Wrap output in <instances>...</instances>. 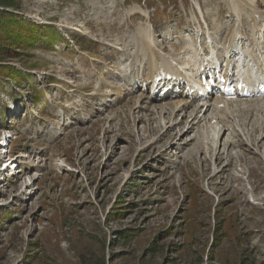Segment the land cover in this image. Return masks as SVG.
<instances>
[{
    "label": "rangeland",
    "instance_id": "rangeland-1",
    "mask_svg": "<svg viewBox=\"0 0 264 264\" xmlns=\"http://www.w3.org/2000/svg\"><path fill=\"white\" fill-rule=\"evenodd\" d=\"M20 1L19 11H9L42 25L53 24L49 26L57 28L61 35L55 41L49 40L51 44L46 40L42 46L39 43L37 48L27 51L23 59L14 60L12 65L23 67L29 76H24L21 86L0 79V98L12 103V97L27 88L30 101L48 104L44 98L36 99L57 86L55 106L64 108L68 100L67 104L74 105L69 114L79 111L86 116L90 109L94 116L93 121L74 125L68 134L54 142L43 136L36 138L32 150L45 148L47 151H42V156L49 159L61 156L62 166H42L45 162L42 161L26 169L31 173L37 170L30 176L36 177L32 188L25 186L26 179L20 182L19 176L10 184H0V264L263 262L264 160L250 153L256 144L244 145L239 169L246 173L245 178L233 180L229 175L230 166L223 171L225 173L210 178L213 172L211 147L206 146L202 156L193 153L189 157L185 154L187 148L179 152L178 145H193L187 136L190 132L186 135L181 131L183 124L181 128L175 123L167 127L176 126L180 134L186 135L177 146L174 145L175 133L151 144L153 136L161 133L162 123L153 128L150 122L155 119L150 118L155 116L146 113L147 110L134 109L135 116L150 122L131 124L124 117L107 120L106 115H98L96 108H91L87 102L90 100L92 106L95 105L90 95L98 92L102 81L117 82L115 77H121L123 71L116 58L122 54L119 45H110L102 34L113 35L115 27L124 23L126 31L128 24L140 23L139 13L125 14L126 8L139 5V1ZM166 1L179 5L183 2L153 0L148 6L162 9L164 3L167 6ZM205 1L206 9H211L212 13H218L222 7L226 9L223 0ZM163 17L161 14L157 20ZM107 24L114 25L107 27ZM160 25L161 22L155 24ZM116 29L121 31L122 27ZM126 37L121 34L110 41H125L128 48L131 36L128 40ZM101 50L111 58L98 63L96 60L104 52ZM96 71L104 78L102 81L100 78L92 81ZM68 78L74 83H68ZM100 90L104 93L102 86ZM22 98L16 99L20 105H23ZM169 101L173 100L157 97L152 105ZM122 104L113 109L121 108V112ZM52 106L48 105V118L52 115ZM64 110L67 112V107ZM221 141L230 143L227 135ZM260 143L264 144V140ZM225 158L226 154H219L215 160L219 159L222 164ZM40 160L34 157L28 160L27 166ZM26 175L24 172L23 176ZM207 186L211 193L215 192L214 196L207 192ZM112 207H117L113 212L118 211V214L108 221L105 215ZM126 229L135 234L127 240L120 235Z\"/></svg>",
    "mask_w": 264,
    "mask_h": 264
},
{
    "label": "bare ground",
    "instance_id": "bare-ground-1",
    "mask_svg": "<svg viewBox=\"0 0 264 264\" xmlns=\"http://www.w3.org/2000/svg\"><path fill=\"white\" fill-rule=\"evenodd\" d=\"M244 1L245 0L232 1L233 6L231 8H233L236 11H240V12L254 10L256 6L251 1H250L251 4L249 5H246L245 3H243ZM131 9H133V7ZM130 10H128V12ZM142 13L146 14L144 11ZM261 14L262 16H264V10H261ZM67 28H70V27L68 26ZM143 31H144V27H143V24L141 23L138 26L137 31L134 34V36H131L129 45H130V42L136 38L134 47H137V51L139 53H141L142 51H146V52L151 51L152 54L155 55V53L153 52V47L155 46V39H153V41L151 40V37H152L151 33L148 39L146 36L143 35ZM223 41L224 43H226L228 41V37L223 38ZM134 53L135 51H125V54L127 56L126 59L129 60L134 55ZM131 62L135 64L138 62V59L136 57H133L131 59ZM169 67L179 70L177 66H175L174 64H170ZM67 82L74 83V81L70 78L67 79ZM104 83L105 85L102 88L104 89V93L106 94V100L110 101L109 105L112 108L114 107L118 108V105L123 103L124 99H126V101L129 102L128 108H129L130 116H131L130 119L134 120L136 117H138V116H135V110L140 109V111H143V110L154 109L157 113H159L161 117L166 118L165 114H168L167 116V118H169L168 122H170L171 124L172 123H175V124L182 123L184 125V129H182L181 131L185 130L186 128V130L183 132L184 134L187 135L188 132H193L192 134L187 135L189 136V141H193V140L195 141L194 145L191 146V148L187 147V146H190L189 144L178 145V148H181V149L187 147L188 149L186 152L187 155H192L194 151H196L197 148L200 147L199 142L202 144L205 138H209L208 128L213 127L215 130V134L212 140L214 143V148H213L214 161H215L213 165L214 173L215 172L220 173L221 171H224L228 166H232L231 171L229 170L230 171L229 175L233 180L237 179V177L245 178L246 173H244L243 170L239 169V163L243 161L242 160L243 159L242 148H239V151L238 150L234 151L237 145V141H235L236 131L240 129L239 120L235 119V116L237 115V111L257 109L259 108V106L238 104L235 106H227L224 109H222V111H220L217 108V104L220 101H215L214 103L211 104V106H209L208 102H206L202 104L201 106H199V108H197V106L193 103V101H188V100L183 99L180 96V94H177L174 96L172 95V93L168 95L169 96L168 100H173L172 102L169 101V103L162 104V105H159V104L152 105V100L145 93H141V94L133 93L132 95H129L130 93H128L126 90H123L121 85H118V84L111 85V84H107L106 82ZM121 107H124V105L122 104ZM190 107H194V108L186 112L187 109ZM260 108L264 110V105H261ZM120 109L121 108L115 109V110L113 109L114 115H116V113L119 112ZM64 114H65L64 109L63 110L56 109V116L58 117L59 120L63 118ZM179 117H182V119L185 117V119L182 120L181 122H178ZM18 119H20V117H18L17 120ZM151 119H156V117L150 118V120ZM214 119H216L217 121L215 124L212 125L211 122ZM72 121H73L72 119H69L67 125H69V123H72ZM62 128L63 127H61V129ZM228 130H231V132L227 135V141H229L230 143H227V142L223 143L221 139ZM231 147L233 148L230 149ZM219 154H224V155L226 154V158L224 159L222 164L221 162H219L221 166L217 168L216 165L219 163H217V161L215 160V157ZM221 157H223V155H221ZM263 157H264V153H263ZM32 185L33 184H27L29 188H32ZM252 191L253 189H251V193ZM255 199L260 200V198H255Z\"/></svg>",
    "mask_w": 264,
    "mask_h": 264
},
{
    "label": "trees",
    "instance_id": "trees-1",
    "mask_svg": "<svg viewBox=\"0 0 264 264\" xmlns=\"http://www.w3.org/2000/svg\"><path fill=\"white\" fill-rule=\"evenodd\" d=\"M20 4V0H0V61L2 62L0 63V79L12 78L21 82L24 79L22 70L7 63L6 59H23L22 57L27 55V51L36 48L39 43L41 44L45 40L55 41L60 33L57 28L35 23L26 19L22 14L7 10V8L19 10ZM115 209L117 207H112L105 215L108 221L118 214V211L113 212ZM129 232L128 229L122 230L120 235L127 240L135 235ZM214 242L215 239L213 244ZM260 264H264V261Z\"/></svg>",
    "mask_w": 264,
    "mask_h": 264
}]
</instances>
